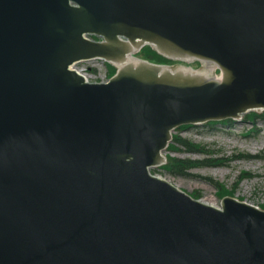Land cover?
Instances as JSON below:
<instances>
[{"label": "water", "instance_id": "1", "mask_svg": "<svg viewBox=\"0 0 264 264\" xmlns=\"http://www.w3.org/2000/svg\"><path fill=\"white\" fill-rule=\"evenodd\" d=\"M128 1L141 34L174 53L217 59L227 78L219 84L180 73L159 76L148 66L128 71L123 87L129 90L117 96L114 110L121 127L74 119L33 182L15 155L33 136L25 131L18 139L2 128L0 142L13 148L0 158L8 162L0 173V264H264L263 216L203 209L146 170L159 162L172 125L264 104V0ZM36 2L0 0V49L17 35L30 39L33 32L18 27L27 22L48 27L47 38L71 51L64 34L79 22L63 11L61 19L39 12ZM77 85L74 101L80 92L90 96ZM32 94L23 84L1 86L0 123L21 109L19 97L37 99Z\"/></svg>", "mask_w": 264, "mask_h": 264}, {"label": "rangeland", "instance_id": "2", "mask_svg": "<svg viewBox=\"0 0 264 264\" xmlns=\"http://www.w3.org/2000/svg\"><path fill=\"white\" fill-rule=\"evenodd\" d=\"M174 134L202 144L208 153H193L184 145H175L178 152L169 151L168 155L223 163L194 168L189 177L163 172L180 182L183 189L201 196L208 195L209 199L220 203L222 196L217 187L206 180L212 178L225 184L240 198L264 205V160L245 156L248 153L264 155V122L243 121L236 126L216 125L206 127L205 130L199 127H182L176 129ZM243 134H247L248 137H243Z\"/></svg>", "mask_w": 264, "mask_h": 264}, {"label": "bare ground", "instance_id": "3", "mask_svg": "<svg viewBox=\"0 0 264 264\" xmlns=\"http://www.w3.org/2000/svg\"><path fill=\"white\" fill-rule=\"evenodd\" d=\"M170 181H173L171 178H169V177H167ZM174 182V181H173ZM175 184L177 185V186H179V187H181L182 186V184H180V183H177V182H175ZM203 200L205 201V202H209V203H213V204H216L215 202H213V201H211V200H209V197H208V195H206V196H203Z\"/></svg>", "mask_w": 264, "mask_h": 264}, {"label": "trees", "instance_id": "4", "mask_svg": "<svg viewBox=\"0 0 264 264\" xmlns=\"http://www.w3.org/2000/svg\"><path fill=\"white\" fill-rule=\"evenodd\" d=\"M177 163H179L180 165L188 164V162L185 160H177Z\"/></svg>", "mask_w": 264, "mask_h": 264}]
</instances>
